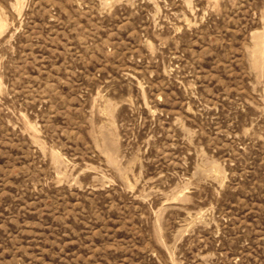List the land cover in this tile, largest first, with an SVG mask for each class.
<instances>
[{"label": "rangeland", "instance_id": "374dc122", "mask_svg": "<svg viewBox=\"0 0 264 264\" xmlns=\"http://www.w3.org/2000/svg\"><path fill=\"white\" fill-rule=\"evenodd\" d=\"M0 264H264V0H0Z\"/></svg>", "mask_w": 264, "mask_h": 264}]
</instances>
